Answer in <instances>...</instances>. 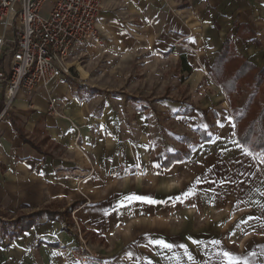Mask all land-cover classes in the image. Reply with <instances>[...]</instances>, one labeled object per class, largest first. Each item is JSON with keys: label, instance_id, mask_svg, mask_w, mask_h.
<instances>
[{"label": "crops", "instance_id": "0c3cea01", "mask_svg": "<svg viewBox=\"0 0 264 264\" xmlns=\"http://www.w3.org/2000/svg\"><path fill=\"white\" fill-rule=\"evenodd\" d=\"M241 24L250 39L235 34ZM96 26L102 44L72 48L80 68L59 70L49 87L61 116L47 113L39 87L19 91L0 117V214L13 228L20 215L45 211L18 236L0 238V264H91L71 253L74 220L103 253L100 264H225L223 251L237 264H264V163L257 158L264 155L244 153L229 98L209 76L226 39L264 66V0H105ZM105 49L117 57L152 55L185 72L176 82L183 96L153 99L193 103L188 113L173 111L187 127L188 145H153L151 106L135 108L138 97L127 90L115 89L131 102L126 109L118 93L106 97L112 89L79 61ZM4 91L0 84V113ZM186 148L188 158L165 165L171 152ZM158 240L172 248L152 243Z\"/></svg>", "mask_w": 264, "mask_h": 264}, {"label": "built area", "instance_id": "2783aa9c", "mask_svg": "<svg viewBox=\"0 0 264 264\" xmlns=\"http://www.w3.org/2000/svg\"><path fill=\"white\" fill-rule=\"evenodd\" d=\"M104 1L0 0V84L5 89L0 117L10 111L19 91L31 93L39 87L48 98L47 113L61 116L58 99L49 87L60 78L59 70L67 73L65 61L73 46L98 39L96 24ZM43 10L46 15L41 14ZM200 50L197 47L194 53ZM76 226L78 243L72 255L84 263L100 264L103 253L84 240Z\"/></svg>", "mask_w": 264, "mask_h": 264}, {"label": "rangeland", "instance_id": "374dc122", "mask_svg": "<svg viewBox=\"0 0 264 264\" xmlns=\"http://www.w3.org/2000/svg\"><path fill=\"white\" fill-rule=\"evenodd\" d=\"M47 6L48 4H46L45 9H48ZM41 14L46 15V12L43 10ZM98 37L99 38L95 39L96 41H94H100L102 44L100 36ZM85 42L88 41H82L81 44ZM81 44L76 46H80ZM76 46H73L72 48ZM72 48L70 49L65 61L66 66H68V71L65 74H68L70 68L72 67L80 68L78 62H75L76 58H73L76 56V53H74ZM106 50H108V52H104L103 54L96 53V55H94L92 58L93 60L91 61H87V58H84L88 57L86 55L81 57L79 61L84 66V68L88 67L90 72L92 71V77H96L95 82L109 86L110 89H112L108 93L104 92L107 95L106 97L115 96L114 94L118 93V96H120L119 98H123L124 103L123 106L120 107L126 109L131 103L130 101V103H128V101L125 100L126 97L124 94H120L119 91L121 90H127L126 92L129 94L138 97V101L134 103L135 108L141 107L143 104L151 106V109H149L148 112L149 114H152V119L148 124V128H153V137L150 138L153 145L158 143V146H161L163 141L168 144V150L177 148L179 145H181L183 143L182 137H187V135L182 134V132L185 131L187 127L183 128L185 125H183V127L181 126L182 119H176L173 111L189 108L193 103L191 104L190 101L187 100H184L183 102H176L174 99H170V102H156V100L154 101L153 98L163 93L169 96L174 94H182L183 96L185 92L184 86L182 85L179 88L180 85H177L176 82H182L181 77L184 76L185 72L177 69V66L174 64V62L169 61L168 64H166L165 61L152 58V55L117 57L113 51L110 53L109 49H105L104 51ZM115 89L119 91L117 92ZM182 96L180 95V98H182ZM232 97H234L236 105H241L243 103L238 95ZM152 107H154L155 111L152 110ZM158 107L163 109H159ZM183 119L185 120L186 117ZM131 124H134L135 129H138L137 123L131 122ZM190 134L192 139L199 138L197 136L198 134L196 135L195 133L191 132V130ZM201 136H204V134L201 133ZM7 219L8 216H1L0 214L1 240L5 238L4 235L7 233V231L12 229L10 225L11 221ZM68 226L70 231L76 234V221L74 220ZM81 232L84 240L90 242L85 237V233L82 231V229Z\"/></svg>", "mask_w": 264, "mask_h": 264}, {"label": "trees", "instance_id": "16d2710c", "mask_svg": "<svg viewBox=\"0 0 264 264\" xmlns=\"http://www.w3.org/2000/svg\"><path fill=\"white\" fill-rule=\"evenodd\" d=\"M235 34L243 40L250 39L252 36V32L244 24L239 26ZM181 61L184 63V58H181ZM184 69L191 71L189 67ZM209 69L212 82L216 83L229 98L230 111L237 126V141L252 154L264 155V66L253 65L237 52L230 39H226ZM242 92H247L246 98L241 105H236L232 96L241 95ZM190 110L191 108H185L183 112L188 113ZM182 140L186 145L191 141L186 136L182 137ZM189 153L187 148L171 152L167 156L165 165H169L174 160H185ZM43 213H45L44 210L20 215L13 222V228L6 234L12 238L18 236L36 223V218Z\"/></svg>", "mask_w": 264, "mask_h": 264}, {"label": "snow or ice", "instance_id": "6c2138e0", "mask_svg": "<svg viewBox=\"0 0 264 264\" xmlns=\"http://www.w3.org/2000/svg\"><path fill=\"white\" fill-rule=\"evenodd\" d=\"M233 127H234V125H233ZM233 143H236V142L233 141ZM236 146L237 147H241V145H239V144H237ZM244 153L246 155H249V156L252 155V153L247 148L244 149ZM257 158L261 160V163H264V157H257ZM185 195L189 196V195H192V193L189 192V193H186ZM126 199H128L129 201H131V200H145L147 203H155V201H153L151 199H148L146 197H142V196H131V197H128ZM152 243L159 244L163 248H169V249L172 248L171 244H168V243H166L163 240L152 241ZM213 243L219 244V241H214ZM181 247H184V246L181 245ZM222 255L224 257L225 264H237V259L238 258L235 257L232 253H229L227 251H223ZM189 259H191V257H189Z\"/></svg>", "mask_w": 264, "mask_h": 264}]
</instances>
